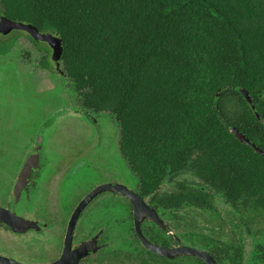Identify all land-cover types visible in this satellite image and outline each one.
<instances>
[{"label":"trees","instance_id":"16d2710c","mask_svg":"<svg viewBox=\"0 0 264 264\" xmlns=\"http://www.w3.org/2000/svg\"><path fill=\"white\" fill-rule=\"evenodd\" d=\"M0 14L62 37L82 107L114 117L156 209L212 210L219 196L264 214V156L230 132L264 151V0H0ZM165 183L177 189L158 196ZM203 241L221 262V246Z\"/></svg>","mask_w":264,"mask_h":264},{"label":"flooded vegetation","instance_id":"af4514ba","mask_svg":"<svg viewBox=\"0 0 264 264\" xmlns=\"http://www.w3.org/2000/svg\"><path fill=\"white\" fill-rule=\"evenodd\" d=\"M13 32L26 34L36 46L43 42L24 31L13 30L8 35ZM8 35L0 33V45H7V54L13 42L9 44L1 40ZM46 45L50 51V46ZM1 51L0 56H5ZM55 63L54 72L68 79L57 70ZM41 65L48 72L46 58ZM41 79L42 84L48 82L45 77ZM53 87L54 91H38L35 95L24 92L23 96V93L20 96L15 93L12 97V138L9 143L0 144V257L13 264H194L193 259L198 264H206L193 256L163 257L144 244L136 231L134 205L127 196L128 191L141 197L166 225L164 230L154 220L144 219L141 229L145 239L165 249L193 248L173 233L166 221L167 217L174 220L176 209L171 214L163 213L155 208L150 198L141 195L138 178L121 153L120 141L116 142L109 119L111 114L84 109L81 94L74 89L68 93L76 99L78 107L72 108L65 98L71 95L66 96L67 91H62L60 86ZM51 94L64 97L61 107L54 106L56 101L55 98L51 100ZM23 97L25 107L20 104ZM36 97L40 100L39 109L47 112L46 119L49 120L51 110L65 109L68 116H59V122H71L41 124L34 135L32 130L29 133L27 123H20L26 137L17 139L16 135L22 130L17 127L19 105L25 109L26 115L32 114L33 104L26 102ZM88 118L94 120L93 132L84 129L88 128ZM98 130L101 134L97 133ZM102 186L111 187V190L99 193L76 217L84 199ZM235 227L231 235L225 230L221 244L213 241L221 246V262L207 246L206 250H200L211 255L217 264H264L263 236L253 234L254 225H244L248 234L243 238L235 232L242 226ZM87 243H90V252L78 257V251L81 253L82 246Z\"/></svg>","mask_w":264,"mask_h":264},{"label":"rangeland","instance_id":"374dc122","mask_svg":"<svg viewBox=\"0 0 264 264\" xmlns=\"http://www.w3.org/2000/svg\"><path fill=\"white\" fill-rule=\"evenodd\" d=\"M10 41L13 42V46L9 54H7V51H4L1 52V55L5 56H0V144H4L3 142L9 143L12 138V133L10 131L11 125L13 124L11 103L12 97L15 93H18V96H20V93H23L21 95L23 96L24 92H33L35 95L38 91H54L55 89H53V86L56 85L57 87L60 86L62 91H67L66 96H68L71 95V93H68L69 90L73 89L71 82L67 78L64 76L61 77L54 72L56 63L52 58V50L50 49L48 52L41 49L47 48L46 43L40 42L37 43L36 46V43L32 39L21 32H13L7 37H3L1 40L3 43H9ZM6 47V44L0 45V51L1 49L3 50V48L6 50ZM45 52H47V54ZM45 58L49 62L48 72L45 70L43 65H41L42 60ZM60 68L63 70L62 63ZM41 77L47 78L48 82L46 83V81H44L42 84ZM71 97H73V95H71ZM71 97H65L66 102L72 108L78 107L76 99ZM50 98L51 100L52 98H55V107L62 106L64 97L61 96L58 98L56 94H51ZM25 101L26 99L24 97L21 98L20 104L23 107H25V105H23L22 102ZM26 104H33V109H31L33 112L32 114L26 115L25 109L19 105L17 127H20L19 129L22 130L20 134L16 135L17 139H24L26 137L25 130L20 126V123L22 125L27 123L29 133L32 130L31 133L34 135V133H36L35 130L41 124H45L47 122L56 123V121L59 122V116H68V111H65V109H62L61 111H58L60 109H54L53 111L51 110V114L48 117L49 120L46 119L47 112L39 109L40 100H38L37 97L31 102L27 101ZM52 106L53 105H51V107ZM31 110L29 111L31 112ZM78 119L82 120L80 116H78ZM109 119L114 128L113 133H115L116 142H118L120 141L119 125L112 115ZM88 120L89 121L87 123L90 126H88V124L84 121L88 127L84 129L89 132H93L95 125L93 124L94 120H92L93 122L89 118ZM65 122H71V120H61L59 123ZM99 130L97 133H99ZM99 134H101V132ZM114 149H116L115 144ZM130 174L131 176L133 175L131 172ZM177 180H187L193 183H200V181L193 176L180 177ZM176 189L177 186L175 183H165L161 192L170 193L174 192ZM166 221L171 225L172 232L177 234L179 238L188 246L203 250H206V245L203 241L205 236L212 238L221 244V235L225 233V230H228L226 234L231 235V230L236 229L235 226H242L238 230H235V232L237 235L246 238L248 232L243 226L254 225L253 234L261 235L264 239V214L256 216L255 214L247 215L237 213L230 206L226 205L224 200L219 196L214 197V208L212 210H201L187 207L180 212H176L173 221H171L168 217L166 218ZM189 240L193 242L188 243ZM247 245L249 244L247 243ZM180 260H182V258ZM186 260L187 259H183V261ZM192 261L194 264H198V262L194 259Z\"/></svg>","mask_w":264,"mask_h":264},{"label":"water","instance_id":"95a60500","mask_svg":"<svg viewBox=\"0 0 264 264\" xmlns=\"http://www.w3.org/2000/svg\"><path fill=\"white\" fill-rule=\"evenodd\" d=\"M13 30L18 31H24L27 34H29L33 39L37 41H43L47 43L50 48L52 49V58L55 62H57V70L64 74V72L61 70L60 65L62 63L61 58L63 55V39L62 37L57 33H41L35 26L31 24H26L22 22H16L11 19H9L6 16L0 17V33L3 35H8ZM241 94L246 99V101L249 104H253V101L249 95V93L245 89H241ZM252 108L255 107L252 105ZM257 117L260 118L259 114H257ZM230 132L243 144L252 147L255 152L261 156H264V151L261 150V148L257 147L254 143H252L242 132L238 130V128H231ZM118 186V185H117ZM115 191H117L115 188H113ZM111 190V187L102 186L96 189L93 193H91L88 197H86L81 204V206L78 208L76 212V217L84 210L86 205L99 193ZM127 196L130 198V200L133 202L134 205V213H135V221H136V231L137 234L140 236V238L143 240L144 244L151 249L152 251L158 253L159 255L167 258H173L178 255H185V256H193L198 259H201L206 264H217L214 258L209 255L207 252L202 251L200 249L196 248H189L185 246H181L177 249H165L162 247H158L157 245H154L150 243L147 239L144 238L142 229H141V223L144 219H152L154 220L159 226H161L164 230H166V225L164 221L160 218L159 214L156 213L141 197H139L137 194H135L132 191L127 192ZM90 243H87L82 246L81 253L80 250L78 251V257H84L87 255L88 252H90L89 247ZM2 258V257H0ZM7 259L2 258L0 259V264H13L9 263V261H6Z\"/></svg>","mask_w":264,"mask_h":264}]
</instances>
